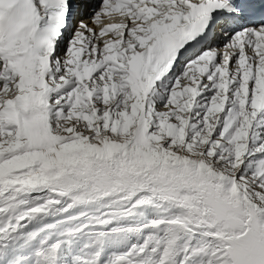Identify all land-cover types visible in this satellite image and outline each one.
<instances>
[{
  "label": "snow or ice",
  "instance_id": "obj_1",
  "mask_svg": "<svg viewBox=\"0 0 264 264\" xmlns=\"http://www.w3.org/2000/svg\"><path fill=\"white\" fill-rule=\"evenodd\" d=\"M0 264H264V0H0Z\"/></svg>",
  "mask_w": 264,
  "mask_h": 264
}]
</instances>
